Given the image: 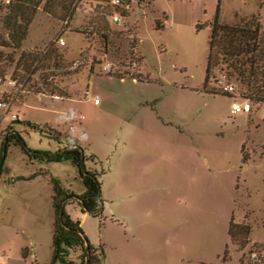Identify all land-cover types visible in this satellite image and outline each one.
<instances>
[{
  "label": "rangeland",
  "instance_id": "1",
  "mask_svg": "<svg viewBox=\"0 0 264 264\" xmlns=\"http://www.w3.org/2000/svg\"><path fill=\"white\" fill-rule=\"evenodd\" d=\"M96 1L74 0L66 24L39 5L14 58L51 44L60 67L42 62L14 79L6 69L0 141L10 124L30 150L65 145L23 121L76 140L85 168L96 173L101 212L84 214L75 200L65 210L88 243L101 246L100 264H264V104L233 112L231 102L244 101L218 70L207 86L219 92L230 85V97L201 91L216 8L220 22L257 14L264 28V0H125L120 23L97 16ZM38 171L46 173L28 178ZM48 176L75 194L83 190L69 162L28 161L8 144L0 169V264H48ZM231 216L250 225L240 251L227 235ZM79 254L69 257L78 263Z\"/></svg>",
  "mask_w": 264,
  "mask_h": 264
},
{
  "label": "trees",
  "instance_id": "2",
  "mask_svg": "<svg viewBox=\"0 0 264 264\" xmlns=\"http://www.w3.org/2000/svg\"><path fill=\"white\" fill-rule=\"evenodd\" d=\"M142 1V0H138ZM74 0H10L4 7L0 6V77L5 75L6 69L12 67L10 77L17 75L27 77L37 71V65L49 62L54 68L60 67L61 56L57 50L49 44L42 52L17 51L27 35L29 24L32 21L39 5L42 3V11L45 15L62 24H66L74 11ZM108 0H97L94 6L95 14L99 17L109 18L113 11L121 17L123 8H112ZM96 23V29L97 23ZM201 25H196L200 28ZM207 53L201 91L210 94H221L230 97L227 91L219 92L208 87V80L213 71L222 72L226 81H233L239 88V96L243 101L258 106L264 104V28L260 25L257 14L247 17H234L231 23H223L218 20L217 8L211 22L208 24ZM83 33V32H82ZM5 38H4V36ZM101 37L105 35L101 32ZM10 49V52H2L1 49ZM17 73V74H16ZM133 77V76H131ZM122 78V77H120ZM17 122L16 119L11 121ZM27 127L44 133L48 138L65 145L55 152L30 150L24 144L22 138L15 132L11 125L4 129V135L0 141V169L8 144L16 145L24 153L28 161L50 162L67 161L75 167L79 182L83 190L79 194L64 189L58 178L48 176L51 189V206L53 209V225L50 239V257L48 264H100L103 256L101 246L90 245L81 231L78 220H73L65 210L69 201L75 200L80 210L90 216H99L101 202L99 198V182L96 173L86 169L82 150L75 139L61 136L58 132L40 127L34 123L23 121ZM242 151V147H241ZM91 158V157H89ZM246 157L242 153L241 160ZM46 171H38L36 174L44 175ZM250 225L246 222H234L231 216L227 226V235L235 250H242L248 243ZM74 249H80L78 263L69 257ZM26 254L23 249L22 255ZM226 259L225 253L222 260Z\"/></svg>",
  "mask_w": 264,
  "mask_h": 264
},
{
  "label": "built area",
  "instance_id": "3",
  "mask_svg": "<svg viewBox=\"0 0 264 264\" xmlns=\"http://www.w3.org/2000/svg\"><path fill=\"white\" fill-rule=\"evenodd\" d=\"M125 0H108V4L112 7V8H115V7H121L122 3H124ZM10 0H0V5H7L9 4ZM124 7H126V5H124ZM120 15L116 12V11H113L111 16H110V20L111 22L113 23H120ZM58 43L60 45H63V41L61 39H58ZM102 70L104 72H108L109 69H110V64L108 62H105L103 65H102ZM231 89L232 87L230 85H225L223 86V90L224 91H227L228 93L231 92ZM94 102H96V99H94ZM7 102H5L2 98V95L0 93V109H7ZM230 107H231V110L233 112H240V111H248L249 110V104L248 102L244 101V104L242 105V107L235 103V102H231L230 104ZM10 119L11 120H15L16 119V116L14 114H10Z\"/></svg>",
  "mask_w": 264,
  "mask_h": 264
},
{
  "label": "crops",
  "instance_id": "4",
  "mask_svg": "<svg viewBox=\"0 0 264 264\" xmlns=\"http://www.w3.org/2000/svg\"><path fill=\"white\" fill-rule=\"evenodd\" d=\"M62 40V39H61Z\"/></svg>",
  "mask_w": 264,
  "mask_h": 264
}]
</instances>
